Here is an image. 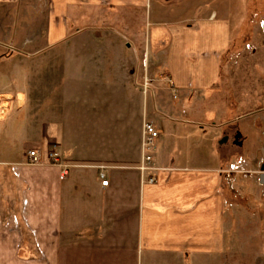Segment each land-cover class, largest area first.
I'll return each instance as SVG.
<instances>
[{"label":"crops","instance_id":"0c3cea01","mask_svg":"<svg viewBox=\"0 0 264 264\" xmlns=\"http://www.w3.org/2000/svg\"><path fill=\"white\" fill-rule=\"evenodd\" d=\"M247 10L234 0H0V107L9 112L5 122L18 124L17 140L6 133L0 142V164L14 184L1 181L0 203L14 202L23 181L29 198L16 211L0 209V264H177L222 254L221 161L200 148L218 137L204 131L202 112L189 107L207 104L221 57L238 37L233 25L243 24ZM144 73L151 79L145 93ZM159 75L170 81L171 104L154 92ZM143 121L162 128L147 151L152 170L146 171H140ZM20 138L30 140L24 153L36 150L45 163L55 146L71 165L67 177L59 180L52 166L18 167L15 178L9 164L24 160L12 158ZM121 169L135 172L138 190L126 249L117 240ZM63 196L68 219L88 222L66 226L64 252ZM110 200L112 225L104 215Z\"/></svg>","mask_w":264,"mask_h":264},{"label":"rangeland","instance_id":"374dc122","mask_svg":"<svg viewBox=\"0 0 264 264\" xmlns=\"http://www.w3.org/2000/svg\"><path fill=\"white\" fill-rule=\"evenodd\" d=\"M234 1L235 7L248 8L247 17H243L245 19L240 27L236 24L233 25V32L234 34L236 32L238 37L235 34L236 39L231 41L229 50L221 57L219 83L208 94L207 104L189 107L193 110L192 113L202 112L203 116L199 122L202 126H206L204 131L209 136L212 134V136L217 135L218 137L215 142H211L208 137L209 139H205L206 141H203L200 148L202 151L206 148L208 153H218L221 161L219 172L223 175V192L226 198L224 249L222 254L216 259H211V262L210 259H199L191 262L184 259L178 260L177 264H264V184L259 182L261 168L264 165V0ZM236 21L241 22L243 20ZM135 28L138 33L144 32V23ZM146 61L147 59L144 58L142 61L143 66ZM163 76H153V84L155 81H159L158 85L160 87V89H154V92L157 97H161L171 104L170 81ZM147 78L146 73H144L143 93L146 92L144 89L145 82L148 87L150 85ZM175 97L179 99L176 103L180 102L181 97ZM5 114L8 115L9 112L6 113L0 107V142L3 143L7 139L3 136L4 134H13L14 140H17L15 134H18V124L13 122L9 125L5 122ZM215 118L218 119L214 120ZM144 123L152 124L157 132L158 136L154 140V144L158 138L162 137V128L148 121H143ZM143 124L140 133V147ZM220 124L221 127L218 126ZM193 126L197 127L198 125ZM237 133L241 135L238 138V141H241V146L234 144V136ZM226 136L227 142L219 144ZM193 139L196 140V137ZM194 140L191 143L188 141L187 146H192ZM29 141L28 138L19 139L14 157H11L16 158L18 154L24 160L20 163L9 164L11 172L12 169L16 168L18 172V167H26L25 169L30 171L39 167H52L48 162H41L38 165L28 163L27 153L31 149H26V153L24 151L25 143ZM14 147L16 146L14 145ZM194 150L192 149V151ZM212 156L214 157V155ZM1 165L0 185L1 181H10L9 183L14 185L11 178L4 174L6 169ZM118 172L121 175L117 178V240L119 237L123 249H126L134 237L135 205L138 196L137 176L131 169H121L117 170ZM13 176L19 178V172L18 176ZM85 178H88L87 175ZM64 183L62 182V185ZM26 184L27 181H23V186H26ZM17 185H19V197L14 202L8 198L7 202L0 203V209L3 207L4 212L16 211L18 205L20 208L23 196L29 200L28 194H22V190L25 188L19 183ZM13 189H15L14 186ZM65 198V196L61 198V216L59 219V226L61 227L59 246L62 248V252H64V246H66V226L75 225L81 229L83 223L86 222V225L88 223L80 217L68 219ZM104 207L107 209L104 213L106 223L112 225L114 222L112 200L107 202ZM16 214L21 221L20 214ZM86 220H90L94 224L97 218ZM100 220L104 219L100 218ZM82 235L83 233L79 232L75 234V237H78L81 241ZM109 236L112 237V234H109ZM63 258L61 257V262ZM143 263H145L144 260Z\"/></svg>","mask_w":264,"mask_h":264},{"label":"built area","instance_id":"2783aa9c","mask_svg":"<svg viewBox=\"0 0 264 264\" xmlns=\"http://www.w3.org/2000/svg\"><path fill=\"white\" fill-rule=\"evenodd\" d=\"M145 91L148 90V85L145 82L144 85ZM157 132L155 131L152 124L144 123L143 130H142V142H141V151H142V166L140 167V171L152 170V167L147 166L152 162V157L147 153L148 149L153 145L154 140L157 137ZM47 162L51 166L58 167L59 172V180H64L68 175V168L69 165L63 163L61 160L60 154L55 146L51 147L48 152L46 153ZM27 160L30 165H38L42 162L40 154L36 150L28 151L27 153ZM13 175L18 176L17 168L12 169ZM100 178L102 179L101 185L107 186L108 181L104 180V176L101 175ZM149 183L153 182V178L148 179Z\"/></svg>","mask_w":264,"mask_h":264},{"label":"water","instance_id":"95a60500","mask_svg":"<svg viewBox=\"0 0 264 264\" xmlns=\"http://www.w3.org/2000/svg\"><path fill=\"white\" fill-rule=\"evenodd\" d=\"M241 137V135H240V133H237V135L234 137V144H236V145H238V146H241V141H238V138H240ZM225 142H227V136L226 137H224L220 142H219V144H223V143H225ZM261 174H260V176H259V182H260V184H264V165L262 166V168H261Z\"/></svg>","mask_w":264,"mask_h":264},{"label":"flooded vegetation","instance_id":"af4514ba","mask_svg":"<svg viewBox=\"0 0 264 264\" xmlns=\"http://www.w3.org/2000/svg\"><path fill=\"white\" fill-rule=\"evenodd\" d=\"M235 137V136H234Z\"/></svg>","mask_w":264,"mask_h":264}]
</instances>
